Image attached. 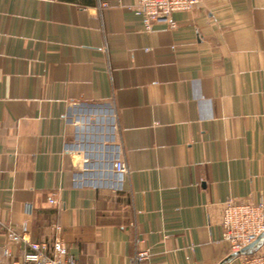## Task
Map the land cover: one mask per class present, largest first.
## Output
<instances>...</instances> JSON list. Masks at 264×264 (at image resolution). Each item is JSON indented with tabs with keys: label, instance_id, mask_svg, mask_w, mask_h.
I'll use <instances>...</instances> for the list:
<instances>
[{
	"label": "crops",
	"instance_id": "crops-1",
	"mask_svg": "<svg viewBox=\"0 0 264 264\" xmlns=\"http://www.w3.org/2000/svg\"><path fill=\"white\" fill-rule=\"evenodd\" d=\"M134 4L0 0V217L24 238L0 231L1 262L59 238L78 264L242 263L220 210L264 203V0L148 31Z\"/></svg>",
	"mask_w": 264,
	"mask_h": 264
},
{
	"label": "built area",
	"instance_id": "built-area-1",
	"mask_svg": "<svg viewBox=\"0 0 264 264\" xmlns=\"http://www.w3.org/2000/svg\"><path fill=\"white\" fill-rule=\"evenodd\" d=\"M200 0H135L134 11L142 19L145 30H151L155 24H166L169 28L176 26L172 19L175 11L189 10L199 4ZM106 4H104L105 6ZM116 174L122 176L126 171L123 161L115 164ZM52 201V200H51ZM220 224L222 227L221 238L229 246L232 255L240 252L242 248L255 241L264 232V203L232 199L225 200L221 205ZM0 231L3 233L5 243H18L23 241V236L17 230L6 224L0 217ZM9 255L7 248L4 249ZM242 257L241 264H264V254L254 252L238 254ZM150 258L148 248L137 249L133 256L136 264ZM186 264L189 257L186 256ZM0 264H78L69 255L68 249L59 238L52 242L28 241L27 248L18 259H12Z\"/></svg>",
	"mask_w": 264,
	"mask_h": 264
},
{
	"label": "water",
	"instance_id": "water-1",
	"mask_svg": "<svg viewBox=\"0 0 264 264\" xmlns=\"http://www.w3.org/2000/svg\"><path fill=\"white\" fill-rule=\"evenodd\" d=\"M262 236H264V232L255 241L242 248L240 252L234 253V255L250 254L253 251L254 246L259 242Z\"/></svg>",
	"mask_w": 264,
	"mask_h": 264
}]
</instances>
